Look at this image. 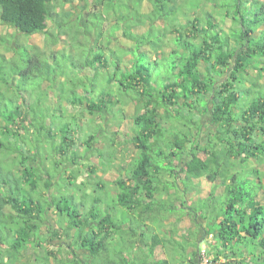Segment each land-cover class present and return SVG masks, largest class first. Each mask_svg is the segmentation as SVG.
I'll return each instance as SVG.
<instances>
[{"label":"trees","instance_id":"trees-1","mask_svg":"<svg viewBox=\"0 0 264 264\" xmlns=\"http://www.w3.org/2000/svg\"><path fill=\"white\" fill-rule=\"evenodd\" d=\"M54 1L64 6L77 0H0V20L7 28L10 27L7 24H11L21 35L16 40L7 29L9 33L6 35H12L15 42L13 45L0 43V81H6L7 76V80H15L5 89L6 93L0 92V243L15 235L14 247L27 245L24 250L28 247L37 250L51 248L48 254H52L55 250L52 239L43 236L42 229L47 223L51 224L50 217L54 216L60 227L54 231L55 235L64 239L75 228V250H84L86 259L91 252L95 264H104L100 251L103 243L94 240L91 234H84L87 220L97 213L89 212L84 199L79 200L76 195L57 194L59 190L53 187L51 170L60 166L59 157L66 156L77 143L85 151L93 147L96 136L90 133L91 126L96 125V135L102 127L108 126V113L102 107L105 100L107 106L115 109L116 104L123 102L122 98H116L118 94L127 92L131 87L128 82L137 78L144 85V90L139 93L140 99L147 97L154 108L150 115L134 117L136 127L147 130L149 126H155L159 129L157 113L161 105L165 110L160 117L163 120L170 114L167 110L181 101L189 102L192 97L206 94L203 106L210 110L214 125H228L237 115L238 121L244 122V130L234 133L240 142L232 145V152L239 159L237 166H244L249 180L255 178L256 184L264 182V163H261L264 161V144L254 140L250 134L256 126L264 125V4L260 0H223V3L221 0H89V4H93L91 7H88L87 0H81L84 2L82 11L75 16L71 10L58 11ZM218 7L225 9L223 16L215 14ZM92 16L99 22L90 26ZM109 17L113 21L111 32L108 31L106 37L104 24ZM237 22L239 28L234 30L233 25ZM80 23L85 34L99 33L94 47L87 49L86 42H83L85 47L80 48L77 43L81 41L77 40L63 51L52 49L48 52L36 45L33 36L45 34L50 37L51 25L57 27L60 36H70L79 33ZM146 24H149L148 28ZM125 27L129 32L124 30ZM119 30L127 40L113 48L112 43ZM132 46H136L138 52L129 51ZM119 47H123L122 53L118 52ZM75 48L77 53H73ZM162 60L171 62L168 67L173 75L167 78L169 82L164 85L163 92L153 100L151 80L154 69H159ZM10 64L18 66L19 70H7ZM85 69H91L93 73L86 74V77L82 75L83 78L76 74ZM108 69L112 71L108 72ZM102 75L106 79H101ZM17 81L15 90L13 85ZM45 82H49L46 89L43 88ZM29 83L38 85V90L28 87ZM113 84H118V88L108 91ZM101 87L104 88L101 95L105 100L95 98ZM54 88L58 95L51 101L47 96L49 91L55 92ZM69 105L76 111L83 109L86 112L88 125L76 112L68 111ZM183 106L188 107L189 104ZM120 111L123 110L115 112V122L111 125L114 134L123 132L121 129L127 132L130 124L124 112L120 116ZM97 118L102 122H95ZM25 130L32 135L24 134L22 131ZM260 131L264 135V128ZM25 142L30 145L27 151ZM136 143L139 149L145 147L142 137H136ZM51 144L52 149L58 151L57 158L48 153ZM175 146L180 149L184 142L177 139ZM192 147L197 148V145ZM198 151L205 152L206 149L199 147ZM196 154L194 151L193 155ZM76 155L73 153L74 157ZM171 155L175 157L176 154ZM257 161L261 169L252 165ZM149 166L148 157L142 156L129 176L134 182L132 185H127L123 179L116 180L120 189L115 196L118 206L126 213L134 212L140 222L127 229L125 243L130 248L135 244L141 249L148 246L147 257L142 251L143 256L131 262L127 258L122 259L120 264H170L166 259L150 261L158 246L172 243L165 230L152 225L154 221L163 219V210L172 208L176 211L177 202L165 203V194L158 193L153 187L154 183H162V178L154 179L148 171ZM16 167L22 169L21 174H17ZM195 178H200L199 173L189 172V185ZM205 178L215 179L214 176ZM213 197H216L214 191L207 199ZM253 198L256 203L237 207L236 202L241 200V196L234 195L233 202L225 203L222 212L215 215L211 213L212 205L198 210L196 203L186 205V199H183L184 209L195 220L198 213H203V218L210 220L207 236L212 234L221 247L213 259L215 264H246L247 257L238 259V256H244L238 246L245 243V238L248 243L264 248L258 227L264 219V206H261L259 193ZM143 213L148 215L143 216ZM145 220L149 222L145 223ZM102 223L108 228L117 227L111 215H106ZM141 226L144 231H140ZM98 230L97 226L93 231ZM173 233L174 229L170 237ZM145 238L149 244L144 243ZM72 244L68 242L67 247L72 249ZM202 249L199 248V256ZM81 257L77 255L70 262L84 264ZM222 257L225 261H221Z\"/></svg>","mask_w":264,"mask_h":264},{"label":"clouds","instance_id":"clouds-1","mask_svg":"<svg viewBox=\"0 0 264 264\" xmlns=\"http://www.w3.org/2000/svg\"><path fill=\"white\" fill-rule=\"evenodd\" d=\"M260 3L264 4V0H260ZM224 11L225 9L218 7L215 14L223 16ZM238 28L239 23L237 22L233 25V29ZM170 63V61L162 60L159 69H154L151 80L153 100L163 92L164 85L169 82L167 78L173 75L168 67ZM7 70L18 71L19 67L10 64L7 66ZM111 71L112 69H108V72ZM213 78L218 79L215 76ZM101 79H106V77L102 75ZM128 83L131 84V87L127 92L118 94L116 98H122L123 102L116 104L115 109L107 106L105 98L101 95L104 88L101 87L97 90L95 98L105 100L102 107L108 113V126L102 127L99 134L96 135V125H92L90 133L96 136L93 147L85 151L77 143L66 156L59 157L60 166L53 177V187L59 190L57 194H71L83 198L87 210L97 213L87 220L88 227L84 229V234H91L94 240L103 243L104 247L100 251L103 253L104 264H120V261L125 258L131 262V260L142 256L140 245L130 248L124 240L127 229L136 227L140 222L136 220L134 212L126 213L115 201V194L120 191L115 181L123 179L127 185H132L134 182L129 176L135 171L134 165L142 156H147L150 161L148 171L151 176L154 179L155 177L162 178V183H154L153 187L157 189L158 193L165 194V203L182 202L190 187L187 179L189 172H194L199 173L201 180L205 177H215L212 184L216 188L217 210L221 209L225 203L233 202L234 195L241 196V200L236 202L237 207H247L248 204L257 202L253 198L257 193L261 197V206H264V182L256 184L255 178L249 180L244 166H237L239 159L232 152V145L240 142L234 133L243 131L245 128L244 122L238 121V115L228 125L213 124L211 127L207 125L202 127V119L208 116V112L203 106L207 95L202 94L192 97L189 102L181 101L179 105L168 109L170 114L163 120L160 117L163 116L165 110L161 105L157 113L159 129L155 126H149L147 130L138 128L134 117L150 115L154 106L147 97L143 100L140 99L139 93L144 90V85L139 83L138 78L136 81ZM115 88H118V84L109 86L108 91ZM185 103H188L189 106L184 107ZM121 109L126 120L131 123L126 133L114 134L111 125L115 122V112ZM249 127L251 128V126ZM212 128H215L216 131H212ZM261 128H264V125L256 126L250 134L254 140L264 144ZM136 137L143 138L145 145L143 149H139ZM177 139L184 142V146L180 149L175 146ZM125 145L130 149V153L126 154L123 151ZM192 145H197V148H193ZM29 147L30 145L25 142V150ZM199 147L206 151L199 152ZM194 151L197 152L196 155H193ZM73 153L77 155L74 157ZM172 153L176 154L175 157L171 155ZM141 211L143 212L142 204ZM106 215L112 216V222L117 227L108 228L102 223ZM147 215L148 213H143V216ZM201 215L203 213H198L197 219ZM97 226L99 230L93 231ZM185 227L189 228L193 238L199 230V226L195 223L187 224ZM258 227L261 233L260 238L264 239V219L261 220ZM140 231H144L142 226ZM187 234L186 232L185 235ZM74 237L75 231L69 237L68 242L73 243ZM15 240L16 236L13 235L0 243V264H21V253L24 252L27 245L14 247ZM144 243L149 244L150 241L145 238ZM238 249L244 252V256H238V259L247 257L246 264H264V248H261L259 244H250L245 238V243L238 246ZM84 264H95L91 252H89V257L84 260Z\"/></svg>","mask_w":264,"mask_h":264},{"label":"rangeland","instance_id":"rangeland-1","mask_svg":"<svg viewBox=\"0 0 264 264\" xmlns=\"http://www.w3.org/2000/svg\"><path fill=\"white\" fill-rule=\"evenodd\" d=\"M90 1H92V0H90ZM54 2L57 5L56 7H57L58 11H61L62 12L64 10H71V11H73L74 16L80 14V12L82 11L81 10L82 9L81 7L84 4V2L81 1V0H77L74 3H72V4L69 3V4L64 5V6L60 5L59 4V1H54ZM87 3L89 4V0H87ZM92 5L93 4H89L88 7H91ZM144 9L146 10V7ZM106 11H107V9H106ZM104 13H105V8H104ZM106 16H107V14H106ZM112 19L113 18L109 17V18H107V20H105L104 33L103 34L106 37H108L107 36V32L108 31L111 32V27H112L111 25H112V21H113ZM75 21L76 20L74 19L73 23H75ZM91 21L93 23H91L90 26H93L94 24H97L99 22V20H97L95 16H92L91 17ZM7 25L10 26L11 28L10 27L7 28V26L5 24H3V22L0 20V37H5V38H1L0 39V43H2V44L3 43L4 44L6 43V45L8 43H12V45H13V42H15V39L17 40L19 37H21V35L16 31V28L13 27L11 24H7ZM80 25H79L80 26V28H79L80 31H79L78 34H72L70 36H65V35H63V36L61 35L60 36L59 30L57 29V27L51 25L50 28H49V31L52 32V35L50 37L49 36H46L44 33H43L44 35L40 34V35H35L33 37L35 39V42H36V45L38 46V48L41 49V50L46 49L48 52L51 51L52 49H57V50L63 51L65 48L69 47V45H71L72 42H76L77 43V40L78 41H81L80 43H77L78 47H80V48H84L85 47L82 44L83 42H86V48L87 49L90 48V47H94L95 46V41H94L95 40V37L99 33H96L94 31L93 34L92 33L85 34L86 31L84 29L83 24L80 23ZM7 29H9L10 34H12V35L15 36V39H14V37H12V35L11 36L6 35V33H9L8 31H6ZM124 30L127 31V32H129V29L126 28V27L124 28ZM121 36H123V34H121V31L119 30L118 32H116V35H115L114 39L116 38L115 39L116 41L117 40L118 41L121 40V42H124V40L126 38L125 37H121ZM6 37H8V38H6ZM45 40H47L48 42L46 43ZM89 40H91L92 42L89 43ZM104 42L106 43L107 41L104 40ZM118 44H119V42H118ZM112 46H115V43L114 42L112 43ZM145 47L148 48L147 46H145ZM123 50H124L123 47H121V48L119 47L118 48V52H120V53H122ZM129 51L136 52L137 51L136 46L135 47L134 46L130 47ZM77 52H78V49H76V48L73 49V53H77ZM146 62H148V60ZM92 73H93V71L91 69H85L84 72H78L76 74L77 75H81V77H82V75L84 77H86V74H92ZM7 79H9V76L6 77V81L11 82V83H8L6 81L1 80L0 81V88L2 89V91H0V92H5L6 91L5 89H8L9 88V84H12V81H15L13 78L11 79L12 81L7 80ZM57 82H58V80H56V84H57ZM17 84H18V81H17V83H15V85H13L14 88H15V86ZM32 84L33 83H29V86L28 87L32 86L35 89L38 88V85H35L34 86ZM48 85H49V82H45L43 84V88L44 89L48 88ZM15 90H16V88H15ZM54 90H55V88H54ZM55 92L51 93L49 91L47 98L50 99L51 101L54 100L53 97L56 98V96L58 95L57 94V90H55ZM0 98H1V94H0ZM70 106L71 105H69V110L68 111L76 112L77 113L76 115L79 118H81L84 123H86V121L88 120V118L86 116V112L83 109L76 111V109H73V107L72 106L70 107ZM84 112H85V114H84ZM207 112H208V116L205 117L204 119H202L201 123L203 124V126L207 125V126L211 127V125L214 124L213 123V118H212V115H211L210 110H208ZM122 113H123V111H120V116H121ZM116 117H119V114H117ZM95 122H97V123L98 122H102V119L101 118H97L95 120ZM212 130H213V128H212ZM121 131L126 132L125 129H121ZM22 132L24 134H27V135H32V132H29V131H26V130L25 131H22ZM0 136H1V131H0ZM23 141L24 140L21 141L22 144H23ZM40 147H42V146H40ZM50 148H51V150H48V153H51L55 158H57L58 157V151H57V149H52L53 148V145L52 144H51V147ZM82 148H83V146H82ZM25 151H27V150H25ZM123 151L126 154L127 153H130V149L128 148L127 145L124 146ZM43 154L41 153L42 156H43ZM257 164H259L258 161H257ZM257 164L255 163V165H257ZM252 165L254 166V164H252ZM15 170H16L17 174H21L22 173V169L20 167H16ZM56 170H57V168L52 169L51 170L52 171V174L56 175ZM117 171H119V169H117ZM246 174H248V173H246ZM131 175H132V173L130 174V176ZM201 181H202L201 182V185L198 186V189H199L198 192H199L200 195H205V194L209 193V191L211 190V188H213V190H216L215 189V185H212L208 181L207 178H203ZM115 184H116V182H115ZM67 195H71V194H67ZM196 195H197V193L194 194L193 193V190H190L189 191V194H188V197L183 198L184 200L186 199V203H187L186 205H189V204L190 205L191 204L193 205V204H195L196 202H194V201L196 200ZM77 199H79V200L82 199L83 200V198H78V197H77ZM206 200H209V201L208 202H206V201H200L197 204L198 210H200V207L201 208L202 207L203 208H206L207 206L212 205V207H211V209H212L211 210V213L212 214L215 215V214H220L222 212V208L219 209V210H217L216 197H213V198H210V199H206ZM115 201H117L116 197H115ZM176 202H177L176 203V211L173 210L172 208H168L166 210H163V213H162L163 219H166L170 215H172V216H178L179 217V216H182V213H184L187 216L188 219L184 222V228L183 229H180V233H183L184 229H187V227H185V225H187V224L195 223V224L198 225V223L197 222H194V220L192 219V217H190V215L188 214V210L187 209H184L185 207H184L183 202H179V201H176ZM163 204H165V203H163ZM158 206H160V205H158ZM205 211L206 210H204V212ZM163 219L160 218L158 221H154L152 227L153 228H157V229L158 228H161V227H164V223L162 221ZM50 223L51 224H48L47 223V225L44 226L42 230H43V236L51 237L52 243L54 244V249H55L54 252H52V254H48L47 249H50L51 250V248H44V247H41L40 250H36L35 249L37 251V253H35V250L33 248L27 249V250L24 251V256H26V258H22L21 259V264H72L70 262V260L74 259L77 255L78 256L79 255L82 256L81 258H83V262H84V260L86 259V257H83L84 250H82L80 248H77L75 250V248L77 247V245H76L75 242H73V244L70 243V244H72L71 245V248L72 249H70V248L67 247V244H68V241H69V237L72 236L73 232L76 231V229L75 228L74 229H71L69 231V234L70 235H65L64 236V239H63V238H60V236L58 237L57 235L54 234V231L60 230L59 223H58L56 217H54V216L50 217ZM170 226L171 225H168L167 227H170ZM176 230H179V226L174 231L176 232ZM161 233L164 234V232H162V231H161ZM165 233H167V231H165ZM184 233H186V232H184ZM168 237H170L169 234H168ZM75 238H76V236H75ZM75 238H74V241H75ZM181 240L183 241V237L181 238ZM204 246H206L207 252H208V247H209V254H210V256L213 259H214V257L212 255L213 254L212 251L213 250L219 251L221 249V247L219 246V241L214 242V243L208 242V245L205 244ZM196 250H197L196 245H190L188 247V251L190 252V254H193L194 251H196ZM200 260H201L200 256H197V261H198L197 264L200 263Z\"/></svg>","mask_w":264,"mask_h":264},{"label":"crops","instance_id":"crops-1","mask_svg":"<svg viewBox=\"0 0 264 264\" xmlns=\"http://www.w3.org/2000/svg\"><path fill=\"white\" fill-rule=\"evenodd\" d=\"M145 27L148 28L149 24H146ZM137 30L138 29L135 28V32H137ZM121 37H124V36H121ZM115 39H114L115 46H112L113 48H117L118 42L121 43V40H119V41L117 40L116 41ZM126 40L127 39H125L124 41H126ZM254 166L255 167H259L261 169V166L258 165V164L254 165ZM208 181L212 184V181H210V180H208ZM201 182L202 181H201L200 178H195L193 180V182L190 184L191 188L188 189V191L193 190L194 194L197 193L198 196L196 195V200L194 201V202H196V204H198L200 201H204L205 199H207V197H209V195L211 194L212 191H214L216 193V190H213V188H211L209 193H207L205 195H200L199 192H198V190H199L198 186L201 185ZM116 194H115V196H116ZM188 194H189V192H188ZM188 194H186L187 197H188ZM190 217H192V216H190ZM196 217H197V215H196ZM187 219H188L187 216L184 213H182V216L178 217V216L170 215L169 217H167L166 219L163 220L164 227H161V228H162V230H165V231L169 230L167 232V234H169V236L171 234V231L173 229L175 230L178 226H179V230H176V232L173 233V235H171V237H169L170 240H172V243H168L167 246H165L164 243H163V244H161L160 246H158L155 249V251L153 253V256L150 257V261L151 262H156L158 260H165L166 259V260L169 261L170 264H197L198 263L197 256H199V254H198L199 253V248L200 247H204L205 244L208 245V242H210V243L217 242V240H215V238L212 236V234L209 237L207 236L208 235V230L210 229V224H209L210 220L208 218H203L202 215L199 216V219H197V220H195L192 217L194 222H197L198 226H199V230L195 233L194 238H193V235L189 231L188 228L184 229L183 233H180V229L184 228V222ZM168 225H171V226L167 227ZM159 232H161V231H159ZM184 232H187L188 234L185 235ZM172 236H174V238ZM181 236L183 237V241L181 240V238H182ZM176 241H178V242H176ZM196 242H197V244H199L198 247H197ZM136 245H138V244H135L133 246V248H135ZM190 245H196V247H197V250L194 251V253H193L194 255L190 254V252L188 251V247ZM30 248H33L35 250L34 247H28L27 249H30ZM140 248H141V246H140ZM27 249H25V250H27ZM36 250H35V253H37ZM47 251H49V249H47ZM142 251H145V256L146 255L148 256V254H147L148 246L147 247L144 246V249H141V253H142ZM212 252H213V254H212L213 257L215 258L216 250H213ZM224 252L227 253L226 250ZM208 254H209V247H208ZM142 256H143V254H142ZM22 258H26V256H24V252H23ZM192 261H194V262H192ZM221 261H225V258L222 257Z\"/></svg>","mask_w":264,"mask_h":264},{"label":"built area","instance_id":"built-area-1","mask_svg":"<svg viewBox=\"0 0 264 264\" xmlns=\"http://www.w3.org/2000/svg\"><path fill=\"white\" fill-rule=\"evenodd\" d=\"M199 264H215L213 258L207 253L206 247H202Z\"/></svg>","mask_w":264,"mask_h":264}]
</instances>
